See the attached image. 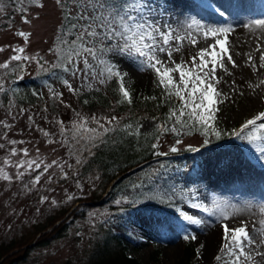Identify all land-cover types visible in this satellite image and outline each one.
<instances>
[{
  "label": "rangeland",
  "instance_id": "rangeland-1",
  "mask_svg": "<svg viewBox=\"0 0 264 264\" xmlns=\"http://www.w3.org/2000/svg\"><path fill=\"white\" fill-rule=\"evenodd\" d=\"M238 1L240 0H215V3L222 8L223 4L233 7ZM252 1L255 3L248 10L250 12L248 15L227 13L221 17L211 10L200 7L202 0H170V3L166 5L168 11L163 16L171 18L172 22H184L189 18H195L205 25H231L234 29L240 22L247 23L255 19H264V17H257L260 9L257 4L264 5V0ZM38 2L43 3L44 7H37L32 3V0H14L13 4L9 0H0V5H4L5 9L3 13H0V47L5 49L0 52V63L8 61L13 54L12 49L17 46L25 49L24 55L39 54L47 61L54 60L55 56L50 49L55 44L63 19L62 10L56 5L55 0H38ZM158 2L163 4L164 0H158ZM22 9H27V11ZM201 11L206 12L203 14ZM25 16L31 23L24 22ZM247 30L248 33L251 32L250 36L264 31V29L255 27L251 30L247 28ZM18 32L31 34L27 44L23 37L17 35ZM198 41L194 47L185 43L183 51L185 53L189 50L196 52L215 42L212 37L207 40L198 37ZM179 55L174 54V57ZM115 62L121 71L129 73L125 78V86L129 88L132 99L153 92L159 96L160 92L154 85V75L151 72H140L130 61L120 57H116ZM17 63L19 62H11L10 68L7 70L0 69V81L4 84L3 90L0 91V144L5 146L0 148V166L3 165L5 158H10L13 162L22 158L20 155L12 157L9 155L13 147L9 141L16 140L23 141V143L15 145L16 149H28L30 158L39 157L47 164L53 160L62 164L67 161L64 164V172L69 174L72 167L69 168L68 165H72L73 160L65 154L60 142L53 139L61 136L55 115L47 107L22 102V100L29 101L41 89L46 92L45 86L40 87L30 81V78L35 77L38 73L39 65L34 61L25 62L24 71L21 73L15 67ZM224 64L228 72L217 68L216 73L219 83L215 86L226 97L224 103L218 104L220 110L217 112L216 124L222 133H231L233 130H238L244 121L264 111V83H258V86L254 85L253 78L250 77L251 65L249 67L241 64L237 69H233L227 66L226 61ZM18 74L23 75V79H19ZM69 79L72 86H77L84 80V77L81 75L78 78ZM263 79L261 81H264ZM57 84L63 90L64 99L76 103L73 93L63 83ZM13 89L16 91L13 92ZM6 94L8 107L4 104L3 95L6 96ZM95 99H98L97 95L92 96L89 101ZM9 112L11 115L8 114ZM13 116L16 118L13 119ZM30 116L31 120H29ZM4 123L10 124L11 127L4 128ZM158 124H160L158 119H145V121L132 125V129H126L127 132H130L138 125L140 126V135L136 144L139 160L144 158L148 139L157 133L156 126ZM170 126L167 125V127ZM38 129H43L52 136L45 137ZM226 136L228 137V135ZM181 139L183 143L175 145L176 137L172 133L164 134V137L159 141L161 152L170 153L172 146L178 147V151H186L189 146L199 148L200 151L176 155V160L173 162L169 161L160 165L159 173L166 175L183 173V178L176 177L174 182L186 198H193V193H195L196 197L209 206L215 200L221 205L231 204L238 207L240 213L226 223L232 228L240 226L241 220L245 221L250 235L257 240L260 250L264 251V244L259 243L260 236L253 230L254 226L260 229L261 222L264 221V213L260 211L264 207V161L246 142L242 145L223 146L225 143L220 144L213 140L214 137H210L211 144L205 145L204 137L195 131L191 135L182 136ZM49 140L55 142L49 143ZM181 157L186 159H180ZM125 163L126 160L120 165H125ZM6 171L15 177L16 169L14 167L6 168ZM40 172H43V168L40 169ZM37 174L34 171L31 174H26L22 180L13 179L11 183L0 180V242L24 231L27 226L41 219L53 206L69 201L68 196L77 197L89 193L90 186L86 182H77L81 186L79 188L76 182L59 183L63 176L56 166L49 168L46 173L41 175L39 184L33 186L31 180ZM152 180L147 171L143 174L141 181L129 182L121 190L120 201L127 203L124 198L129 201L132 196L147 190ZM134 185H142V189L135 188L134 190ZM42 197H47V200L42 202ZM52 200L56 201V205L51 203ZM177 208L203 218L206 221L205 226L195 227L184 223L182 226H177L167 220H160L158 226L150 232L139 227L138 242L140 245L132 247L130 253L145 264H182V262L218 264L215 256L224 243L222 223L218 224L215 217H208L204 213L190 208L188 203H182ZM116 218L114 215L95 209L89 218L72 225L66 236L35 249L26 264H84L90 256L94 243L100 237L98 232L100 233L102 225L106 226L111 219ZM185 229L195 234L197 239L185 240L183 238ZM209 237L215 238V242L208 250L206 239ZM188 244L192 246L194 252L190 259L186 257ZM201 245H203L202 248ZM197 249L200 250L199 256ZM4 258L2 257L0 261ZM256 261L257 264H264L260 257H256Z\"/></svg>",
  "mask_w": 264,
  "mask_h": 264
},
{
  "label": "snow or ice",
  "instance_id": "snow-or-ice-1",
  "mask_svg": "<svg viewBox=\"0 0 264 264\" xmlns=\"http://www.w3.org/2000/svg\"><path fill=\"white\" fill-rule=\"evenodd\" d=\"M37 7L43 8V3L38 0H32ZM56 5L62 10L63 19L58 30L55 44L50 49L56 57L55 62L48 63L44 61L39 54L28 56L24 55L25 49L15 47L9 60L0 63V69L7 70L11 62H19L15 65L22 73L25 68V62H35L39 65L40 72L55 76L63 85L73 93L77 94L69 78L84 77V82L88 87L92 82L104 85L112 80L117 81V94L120 99L118 103H132V95L126 85V77L129 73L121 71L115 62L116 57L130 61L138 71L151 72L154 75V85L161 89V97L165 102H169V111L166 114V120L156 126L159 135L172 133L175 137V145L183 143L181 137L191 135L194 131L204 137L203 143L210 142V137L219 140L222 135H228L241 142H246L254 148L260 159L264 161V111L247 119L242 123L238 130L231 133H222L216 124L217 112L220 110L218 104L224 103L225 95L218 91L216 86L219 80L216 77L217 68L228 72L224 64V56L236 67V63L229 52V35L234 31L231 25H205L198 19L189 18L184 22H172L171 18H164L163 14L168 11L166 5L170 0H164L161 4L158 0H55ZM200 7L211 10L221 17L226 15L227 9H221L215 3V0H202ZM4 5H0V13L4 12ZM27 11V9H22ZM25 23L31 21L24 17ZM245 28L264 29V19H255L247 22ZM17 35L24 38L25 44L31 35L27 32H18ZM198 37L207 40L214 38V43L202 47L196 52H184L185 43L194 47L199 41ZM259 50V45H257ZM5 51L0 47V52ZM174 54H180L174 57ZM260 67H264V54L260 57ZM251 61V56H249ZM82 65V67H81ZM211 65V67H209ZM255 67V65H252ZM67 77L65 78V75ZM231 75V73H228ZM19 79L23 75L18 74ZM260 83H264L261 81ZM235 84V81H233ZM251 86V85H250ZM4 84L0 81V91ZM98 90V89H97ZM16 89H13L15 92ZM59 97L61 94L55 93ZM144 100H156L157 97L146 96ZM87 103V101H85ZM11 107V105H10ZM159 107V105H157ZM21 112L23 110H20ZM11 115V112L8 113ZM16 117L13 116V119ZM31 116L29 120H31ZM104 120L110 127H105ZM59 125L60 134L65 137L61 142L69 144V140L74 142L77 155L82 152L91 154V149L96 147L97 141L103 142V134L115 131L120 122L116 117H92L89 118L76 113V119L71 122V126L66 127L63 121L56 122ZM89 123L96 127H89ZM166 125H171L167 127ZM4 128H10L11 125L4 123ZM140 126L128 134L139 137ZM125 129H132L131 124L125 125ZM45 137L49 133L43 129H38ZM102 130V133H101ZM71 133L69 136L68 134ZM49 143L55 141L49 140ZM13 145L10 150V157L20 155L22 158L13 162L10 158H5L3 165L0 166V180L11 183L13 179L22 180L26 174L37 172L38 174L31 180L33 186L39 184L41 175L46 173L49 168L56 166L59 168L63 178L67 179V173L64 172V164L53 160L50 164L44 163L39 157L30 158L28 149L17 150L15 145L23 141L10 140ZM0 144V148H4ZM153 149L159 147V138L151 145ZM188 151L199 152V148L189 146ZM37 152L39 150L37 149ZM171 153H177L178 147L172 146ZM157 156L168 155L165 152L156 151ZM83 161L78 157L76 164L80 165ZM14 167L16 169L15 177L6 171V168ZM69 168L72 165H68ZM43 168V172L40 169ZM23 169V171H21ZM77 187H81L77 183ZM135 188H141L142 185H134ZM73 196H68L72 200ZM154 199V197H149ZM170 199V198H169ZM188 203L189 207L204 213L208 217H215L218 224L223 226L224 243L215 256L218 264H257L256 257L264 261V251L257 246V240L250 235L245 221H240V226L230 228L226 221L236 217L240 209L235 205H221L213 201L209 206L201 201L193 193V198L181 197ZM47 200L42 197L41 201ZM125 202L135 203V201ZM51 203L56 205V201ZM121 203V201H117ZM180 219L185 225L204 227L206 221L196 215L190 214L180 208L176 209ZM264 213V207L260 209ZM253 230L260 236V244H264V221L261 222V228L255 226ZM185 240H196L197 236L185 229ZM201 248L203 245L200 246ZM199 249L197 255L199 256ZM255 252V255H253Z\"/></svg>",
  "mask_w": 264,
  "mask_h": 264
},
{
  "label": "trees",
  "instance_id": "trees-1",
  "mask_svg": "<svg viewBox=\"0 0 264 264\" xmlns=\"http://www.w3.org/2000/svg\"><path fill=\"white\" fill-rule=\"evenodd\" d=\"M9 2L13 4L14 0H9ZM55 60L56 57L53 61L44 59L48 63H53ZM64 75L65 78H68L67 74ZM30 81L40 85V87L45 86L46 92L41 89L29 101L22 100V102L47 107L55 115L56 120L63 121L66 127L70 128L71 122L76 119L77 112L89 120L92 117L110 119L114 116L120 124L115 131H110L107 134H103L101 130L103 142L97 141L96 147L91 149V154L82 152L73 155L72 153L76 152V147L79 146L73 147L74 142L72 140H69V144L65 145L61 142L65 137L53 138L60 142L65 154L73 160L72 170L67 174V179L62 178L59 183L66 181L86 182L90 186L89 193L53 206L41 219L27 226L24 231L0 242V259L5 257L0 261V264H26L35 249L49 245L66 236L72 225L89 218L95 209L117 218L111 219L106 226L102 225L100 233L98 232L100 237L94 243L90 256L84 264H145L130 253L132 247L140 245L138 242L139 227L150 232L158 226L160 220H167L176 225L180 224L181 219L177 216L176 209L185 200L181 199L184 195L179 193L178 188L173 183V176L159 173L161 164L176 160L175 158L158 160L157 158L164 155L157 156L154 154L156 151L161 152V147L153 149L151 145L156 142L157 137L160 141L164 134L156 133L148 139L144 158L139 160L136 153L138 137L129 135L125 125H134L145 121V119L156 118L162 123L166 120L170 103L162 99L159 88H157V91L160 92L159 96L155 95L156 92L146 93L139 98H133L130 105L118 103L120 97L117 94L116 80L104 85L92 82L91 87H88V84L82 80L77 86H73L74 89L78 90L77 94L74 95L76 103H73L64 99L63 90L57 84L62 82L57 80L55 76L40 72L39 75L36 74L35 77L30 78ZM31 83L30 85H32ZM50 89L61 95L59 97L54 96ZM94 95H97L98 99L89 101ZM153 95L157 97L156 100L143 99V97ZM3 97L4 104L8 107L7 94ZM101 123H105V127H110L104 120ZM88 126L96 127L92 123H89ZM68 135L70 136L71 133ZM50 136L52 135L49 134L48 137ZM225 138L226 135H222L219 140L215 137L213 140L222 141ZM179 152L181 151L179 150L177 153ZM78 157L83 161L80 165L76 164ZM125 160V165H120ZM147 161L150 163L143 169L115 182L117 177ZM147 171L153 178L147 190H143L130 198L129 201H135V203L121 202L118 204L121 190L129 182L141 181L143 174ZM177 175L181 176L180 174ZM114 182L115 184L112 186ZM110 187L112 192L107 194ZM149 197H154V199H149ZM76 203L78 205L75 206ZM73 206L75 207L71 210ZM192 249V246L188 244L186 247L187 259L193 255ZM182 264L190 263L182 262Z\"/></svg>",
  "mask_w": 264,
  "mask_h": 264
},
{
  "label": "bare ground",
  "instance_id": "bare-ground-1",
  "mask_svg": "<svg viewBox=\"0 0 264 264\" xmlns=\"http://www.w3.org/2000/svg\"><path fill=\"white\" fill-rule=\"evenodd\" d=\"M251 2H252V0H247V1L246 0H240L233 7L228 6L227 4H223L222 6L226 5L224 8V9H227L226 14L229 11L237 12V11H233V9H235V7L239 6L240 9H242L241 11L239 10L240 13L244 14V15L245 14L248 15V13H250V12H248V10L251 7V5H250ZM197 5H199V4H197ZM257 7L260 8L258 13H257V17H264V5L257 4ZM252 10H253V8H252ZM205 12L203 13V11H201V13H203V14H205ZM245 24H246L245 22H240L234 28V31L228 37L229 44L227 45V47L229 49V52L232 54V58L235 61L237 66L232 67L231 63L228 62L226 55H225V61H226L227 66L228 67L230 66L233 69H237L241 64L249 66V67H250V65L251 66L255 65V67L252 66V71H251L252 73L250 72V77L253 78L254 85L258 86V83H260L261 80L264 78V67H260V64H261L260 57L262 54H264V31L250 36L251 32L250 33L247 32L248 31L247 28L244 27ZM241 37H245V38H241ZM241 39L242 40L244 39V41H241ZM257 45H259V50H257ZM249 56H251V61H249ZM225 61H224V63H225ZM206 240L208 242L206 246H208L207 249L209 250L210 249L209 247L212 248V245L215 242V238L209 237Z\"/></svg>",
  "mask_w": 264,
  "mask_h": 264
}]
</instances>
